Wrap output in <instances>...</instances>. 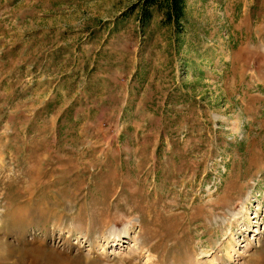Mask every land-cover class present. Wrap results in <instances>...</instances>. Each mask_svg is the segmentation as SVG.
Here are the masks:
<instances>
[{"label": "rangeland", "instance_id": "1", "mask_svg": "<svg viewBox=\"0 0 264 264\" xmlns=\"http://www.w3.org/2000/svg\"><path fill=\"white\" fill-rule=\"evenodd\" d=\"M1 240L264 264V0H0Z\"/></svg>", "mask_w": 264, "mask_h": 264}, {"label": "bare ground", "instance_id": "2", "mask_svg": "<svg viewBox=\"0 0 264 264\" xmlns=\"http://www.w3.org/2000/svg\"><path fill=\"white\" fill-rule=\"evenodd\" d=\"M115 232V231H114ZM119 232H116L115 235H118ZM5 244L3 243V241L1 240L0 241V258H5V255L4 252H3V249L7 248L6 246H4Z\"/></svg>", "mask_w": 264, "mask_h": 264}]
</instances>
